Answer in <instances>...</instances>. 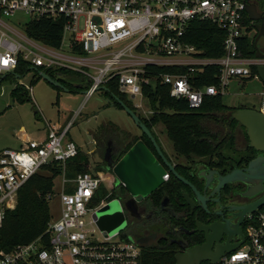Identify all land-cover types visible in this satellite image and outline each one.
I'll use <instances>...</instances> for the list:
<instances>
[{
	"label": "built area",
	"instance_id": "built-area-1",
	"mask_svg": "<svg viewBox=\"0 0 264 264\" xmlns=\"http://www.w3.org/2000/svg\"><path fill=\"white\" fill-rule=\"evenodd\" d=\"M247 0H0V74L14 70L21 58L31 67H64L90 80L86 96L113 79L120 92L142 97V87L159 81L169 94L198 109L205 96L222 94L230 78H258L251 67L264 58L241 55L239 39L246 34ZM21 11L30 19L44 18L61 26L58 47L29 37L5 23L2 17ZM208 20L224 32L223 54L200 56L185 38L194 20ZM12 34L13 38L9 36ZM11 40H8V39ZM65 44L68 52L60 48ZM217 67L216 84L194 87L191 76L205 66ZM83 66L92 69L87 72ZM185 67L183 72H158L152 67ZM154 75V76H153ZM31 91V86L29 87ZM258 110L264 114V83ZM138 106V105H136ZM79 114L75 113L73 118ZM73 119L64 124L45 122L44 138H26L17 148L0 149V222L13 209L17 192L43 166L63 167L78 147L67 139ZM100 171H87L62 179L58 194L60 215L47 224V242L41 236L0 252V264H142L141 247L125 229L113 234L98 232L95 211L106 204H92L99 187L110 189ZM168 174L163 178L167 179ZM65 182H70L65 186ZM71 190H68V189ZM111 200V199H110ZM237 246L214 264H264V209L249 212Z\"/></svg>",
	"mask_w": 264,
	"mask_h": 264
},
{
	"label": "flooded vegetation",
	"instance_id": "flooded-vegetation-1",
	"mask_svg": "<svg viewBox=\"0 0 264 264\" xmlns=\"http://www.w3.org/2000/svg\"><path fill=\"white\" fill-rule=\"evenodd\" d=\"M247 5L254 9V18L249 19L250 32L253 31L252 44L254 49L256 43L257 48L262 50L264 35L257 37L259 32L254 26H264V0H247ZM238 108L259 111L258 108L239 105L224 113L223 137L229 139L231 136L233 141L229 143L227 140L221 148L206 156L185 157L174 151L168 152L157 136L152 134L172 169L167 167L146 135L137 139L147 146L168 174L167 179L163 178L161 184L144 196L132 197L122 184L116 182L104 161L105 151L109 148L112 162H116L126 152L119 153L127 143L126 139L115 140L104 134L94 135L95 145L88 154L90 160L96 162L93 165L105 168L97 171L112 175L111 188L118 191L115 198L121 202L129 200V208L123 209L127 219L124 229L129 237L135 241L139 239L141 244H137L141 250H165L174 258L176 253H185L187 249L204 244L206 251L189 261L190 264H210L206 258L237 242V234L243 233L247 210L264 195V181L254 178L225 183L220 181V177L235 169L245 171L251 160L259 156L264 158L263 150L250 146L246 128L230 117V113Z\"/></svg>",
	"mask_w": 264,
	"mask_h": 264
},
{
	"label": "trees",
	"instance_id": "trees-1",
	"mask_svg": "<svg viewBox=\"0 0 264 264\" xmlns=\"http://www.w3.org/2000/svg\"><path fill=\"white\" fill-rule=\"evenodd\" d=\"M245 24L246 34L239 39V48L242 56L250 58L254 57L255 49L252 39L248 35L251 27L247 14H245ZM25 32L29 37L50 46L58 47L60 44L61 26L57 22L44 18H33L26 24ZM223 37L224 32L208 20L194 19L185 30L186 40L200 50V56L205 57H218L223 54ZM30 68L31 66L20 58L15 69L12 72L5 73V77L10 75L15 78V74H19L22 77ZM37 68L58 80L72 91L78 88L87 89L90 84L88 78L85 79L84 84H81L79 72L72 71L71 69L64 67L43 68L39 66ZM151 69L154 74H157L158 72H183L186 68L155 66ZM251 70L252 75H254L256 73V66L253 65ZM216 74V66H205L201 71L192 74L191 84L194 87L216 84ZM35 77L41 78L37 71ZM50 86L58 89V87L52 84ZM21 87L17 83L13 94H16L17 99L25 100L26 96L21 95ZM105 88L100 89L99 92L102 93L103 97L109 99L108 103L112 102L114 105L122 108L114 98L117 97L134 111L131 97L118 90L114 79ZM169 89L170 86L160 82L158 77L154 80L153 84L143 86L142 95L147 98V103L153 113L148 117L138 116L154 136L153 126L161 124L167 138L172 144L173 151L177 155L185 157L206 156L211 154L213 150L221 148L222 144L227 140L229 143L233 141V137L231 136H229V139L223 137V115L231 108L223 104L222 94L205 96L198 109H191L188 107L185 99L170 96ZM102 134L115 140L126 139L127 143L119 150L120 154L127 151L137 139L145 137L143 133L140 136H130L127 134L126 137V134L118 135V137L108 133V131L102 133L101 130L94 133L95 136ZM85 156L86 154L78 149L77 154L65 163L66 169L64 174L67 177L74 178L79 173L89 171L88 159ZM93 169L94 171L105 170V168H99V166H95ZM43 170L47 172H41ZM61 172V165L55 162L50 163L29 177L19 188L15 207L13 209H6L0 222V252L8 251L17 244L33 241L38 236L42 237L43 242H47L48 234L45 231L51 218L49 200H51L54 192L53 179ZM68 190L71 189L69 188ZM117 195L118 191L116 189H108L101 184L96 196L92 199V204H97L101 199L110 200ZM141 252L142 264H174V258L165 250L143 248Z\"/></svg>",
	"mask_w": 264,
	"mask_h": 264
},
{
	"label": "rangeland",
	"instance_id": "rangeland-1",
	"mask_svg": "<svg viewBox=\"0 0 264 264\" xmlns=\"http://www.w3.org/2000/svg\"><path fill=\"white\" fill-rule=\"evenodd\" d=\"M2 19L17 31L24 33L25 26L30 20V16L21 11H17L12 16L2 17ZM8 34L13 38L12 34ZM252 34L253 31L248 34L250 38ZM8 40L11 39L9 38ZM60 50L62 52H68V48L65 44H63ZM83 68L87 72L92 73L93 71L88 66H83ZM5 73L7 72H3L1 75ZM35 74V70L29 69L22 77L16 78L15 76V78H13L9 75L0 80V149H17L24 132L35 139L46 135L44 119L49 122H59L60 124H64L69 119H73L72 125L65 137L74 141L78 149L86 154L85 157L88 159V169L89 171H94L92 166L95 167L96 165L93 164L96 162L90 160V156L88 155L91 152L90 149L95 145L94 133L101 130L102 133L108 131V133L115 136L126 134L125 137L127 134L130 136H140L142 134L139 127L133 122L127 112L116 105H110V103H108L109 99L103 97L101 92L96 91L87 97L84 92L85 89L82 88H78L71 92L66 91L65 86L61 89H55L44 79L34 78ZM79 76L80 83L84 84L87 77L81 73H79ZM17 83L22 86L21 95L26 96L25 100L17 99L15 96L16 94H13L14 89L17 87ZM262 85L263 82L257 78L232 77L221 95L222 102L226 107L231 109L239 105L258 108V93L261 91ZM30 86L31 91L29 89ZM56 94H58L57 98ZM130 99L137 115L148 117L153 113L145 96L142 95V97H140L137 95ZM78 110L79 114L73 118ZM152 129L164 149L168 152H173L172 144L167 138L161 124H155ZM65 169L66 164L62 167V172L53 179L54 192L51 200H49L50 219L52 220H55L60 215L58 194L63 187L61 185L62 179H70V177L64 174ZM41 172L47 171L43 170ZM103 177L106 182L113 180L110 173H105ZM70 184V182H65V186H69ZM107 203L120 207L122 205L118 198H112L107 201ZM104 205L105 204L100 207ZM100 207L97 208L96 211L100 209ZM260 208L264 209V205ZM125 221L127 224L126 216ZM94 226L98 236V232L105 231L108 234H113L118 231L112 232L106 226L100 225L97 217Z\"/></svg>",
	"mask_w": 264,
	"mask_h": 264
},
{
	"label": "water",
	"instance_id": "water-1",
	"mask_svg": "<svg viewBox=\"0 0 264 264\" xmlns=\"http://www.w3.org/2000/svg\"><path fill=\"white\" fill-rule=\"evenodd\" d=\"M253 6H246V13L249 19H253ZM256 30H258L259 37L261 34L264 35V26L263 24L255 25ZM257 39V38H256ZM256 40L254 41V43ZM255 57L264 58V49L259 50L255 43ZM35 70L44 79L46 82L56 86L58 88H63L58 80L52 78L44 71L38 70L37 67L32 66L30 70ZM256 74L258 78L264 83V64H259L256 66ZM16 78L21 77L19 74H15ZM5 77V74L0 76V80ZM106 89L105 86H99L98 90ZM65 90L71 92L65 87ZM86 92V90H84ZM115 100L122 106V108L127 112V114L132 118L133 122L139 127L141 132L146 135L152 142L156 151L159 155L163 157V160L166 162L165 157L162 155V152L153 137L149 128L141 121L139 116L128 106H126L122 100L114 97ZM110 105H114L110 102ZM230 117L246 128L247 135L250 140V146L254 147L257 150L264 151V114L261 112L250 109V108H238L233 110L230 113ZM111 150L108 148L104 154V161L107 163V168L112 171L116 178V182L124 186L128 193L135 197L137 195H147L153 191L159 184L163 181V175L165 174L164 167L154 158L147 146L141 141L137 140L132 144V146L116 161L112 162ZM167 167L172 169L170 164L166 162ZM249 178H254L259 181H264V158L257 157L254 160H251L248 163V166L245 168V171L240 169H235L230 173L226 174L223 177H220L222 183L233 181L235 179L248 180ZM131 200V199H130ZM121 202V201H120ZM121 207L117 205H110L106 203L104 206L100 207L95 212L96 217L98 218V223L100 225L106 226L112 232L119 231L122 228L126 227V221L123 209L129 208V200L126 202H121ZM264 205V195L256 203L247 210V213L255 211L256 208ZM110 231V233H111ZM238 237L242 238V234H237ZM140 245L139 239L136 240ZM238 242L233 244L230 247L225 248L222 252L213 254L209 256L208 259L211 264H214L219 260V258L224 254V252H229L237 246ZM206 251L205 245L195 246L193 248L187 249L185 253H176L174 255L175 264H190V261ZM190 260V261H189Z\"/></svg>",
	"mask_w": 264,
	"mask_h": 264
},
{
	"label": "crops",
	"instance_id": "crops-1",
	"mask_svg": "<svg viewBox=\"0 0 264 264\" xmlns=\"http://www.w3.org/2000/svg\"><path fill=\"white\" fill-rule=\"evenodd\" d=\"M13 70H10V71H6V72H12ZM1 75V74H0ZM50 85V84H49ZM52 87V86H51ZM58 97V94H56V98ZM37 115H38V113H37ZM47 120H45L44 119V126L46 127V125H45V122H46ZM47 122H49V121H47ZM51 123H56V124H60L59 122H51ZM45 137V135H43V136H40V137H38V138H44ZM26 138H31L29 135H27L25 132L22 134V136H21V139H20V144H19V146L22 144V140L23 139H26Z\"/></svg>",
	"mask_w": 264,
	"mask_h": 264
}]
</instances>
